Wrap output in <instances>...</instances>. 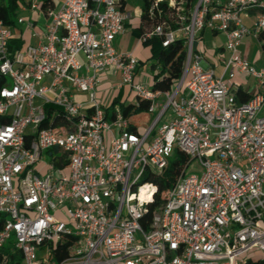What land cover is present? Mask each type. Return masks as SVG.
Returning a JSON list of instances; mask_svg holds the SVG:
<instances>
[{
    "label": "built area",
    "instance_id": "2783aa9c",
    "mask_svg": "<svg viewBox=\"0 0 264 264\" xmlns=\"http://www.w3.org/2000/svg\"><path fill=\"white\" fill-rule=\"evenodd\" d=\"M144 1L138 41L185 46L170 92L137 81L138 59L116 50L130 19L121 0L51 2L43 39L15 53L0 20V264H245L264 253V67L239 50L264 35V0ZM18 5L40 11L38 0ZM203 30L225 39L220 74L196 46ZM110 68L134 104L148 103V127L132 131L119 108L106 118L96 88ZM236 73L256 88L245 102ZM175 150L187 163L151 209L147 180Z\"/></svg>",
    "mask_w": 264,
    "mask_h": 264
},
{
    "label": "crops",
    "instance_id": "0c3cea01",
    "mask_svg": "<svg viewBox=\"0 0 264 264\" xmlns=\"http://www.w3.org/2000/svg\"><path fill=\"white\" fill-rule=\"evenodd\" d=\"M50 2L53 1L50 0ZM141 8L142 6L133 7L132 12L130 13L126 10L125 5V11L130 14V19L125 25L124 33L117 37L115 43L117 40L119 41V39H126L128 41V46L124 53H131L139 61L136 79L137 81H140L151 87V78L149 84H147L146 81L143 80L144 77L141 74V71L144 67H148L152 71L151 66L154 63V61L151 60L149 48L138 41L140 35L138 27ZM24 13H28L26 16L28 19L23 18L24 23L19 24V26L23 25L24 28L21 29L19 26L17 27L18 24L16 21L15 26L13 28L10 27L13 33L12 40L20 39L22 42L21 49L15 52L24 51L28 46H34L38 44L43 39L42 30L48 21L42 9H40L39 12H36V14L31 12ZM241 20L245 26L252 28L255 24V13L248 12L246 16L241 17ZM28 23H31L32 26L29 27L27 25ZM203 39L206 40L205 45L201 42ZM224 43L225 39L221 34L214 33L209 30H203L197 34L196 46L203 53L205 59L204 64L213 68L216 74H220L223 69L220 63V58L222 60V58L226 57ZM115 48L118 51L116 45ZM239 50L241 54L247 59V61L254 67L258 66L260 63H264V35H261L258 39L252 36L244 37L241 40ZM118 52L120 53V51ZM238 76L242 77V75L239 74ZM239 80L240 79L236 80L234 76L233 82L239 90L243 91L244 93H248L249 96L256 92V88L252 79L250 80L249 78H246V82L244 84L240 83L241 80ZM119 83L120 75L113 68H110L101 74L100 82L96 88V100L100 102L103 111H106L114 101H118V104H134L135 98L130 92V89L125 86L119 88ZM79 95L84 96L85 99L76 101V97ZM74 99L76 102L82 104L87 102V96L82 93H75ZM115 108H118V106H115Z\"/></svg>",
    "mask_w": 264,
    "mask_h": 264
},
{
    "label": "trees",
    "instance_id": "16d2710c",
    "mask_svg": "<svg viewBox=\"0 0 264 264\" xmlns=\"http://www.w3.org/2000/svg\"><path fill=\"white\" fill-rule=\"evenodd\" d=\"M22 1L23 0H0V20L5 26L12 28L15 26V10L18 7V4ZM121 3L122 7L125 6L126 0H121ZM143 3L138 27L139 31H141V26L146 22V20H148L144 0ZM38 4L39 8L42 9L45 14L47 13V9H51L53 6L50 0H38ZM11 40L8 44L9 51L11 53L19 51L22 47L21 40ZM144 45L149 48L151 60L154 61L151 69L155 70L158 68V72L154 73L151 78L152 91H172L176 87L183 72V64L185 60L184 43L182 41H177L167 48H162L160 41L154 39ZM237 96L241 102H245L250 98L248 93H244L241 90L238 91ZM118 103V101H114L111 106L107 108L105 111L106 118H111L114 113L115 106H118L123 118L127 120H130L131 117L139 116L145 113L148 107V103L145 101H139L138 105L132 103L127 105ZM52 111L55 112L57 109H53V107L46 108L47 114H50ZM135 129L136 126L131 125V130L134 131ZM47 154L50 156L49 153ZM187 160V157L183 153L175 150L165 170L160 175L147 180V182H150L157 187V192L153 199L154 203L150 206L151 209L163 203L162 195H164L173 186L181 172V169L187 163ZM60 163L61 162H58L57 164L61 168L63 165ZM245 264H264V260H248Z\"/></svg>",
    "mask_w": 264,
    "mask_h": 264
},
{
    "label": "rangeland",
    "instance_id": "374dc122",
    "mask_svg": "<svg viewBox=\"0 0 264 264\" xmlns=\"http://www.w3.org/2000/svg\"><path fill=\"white\" fill-rule=\"evenodd\" d=\"M54 5L60 7L61 4L63 3L64 0H52ZM143 0H126V10L128 12H132V8L133 7H138V6H143ZM36 14V12H34ZM28 15V13H24L21 11V7L18 5V7L15 10V15H14V20L16 21L17 18H24V19H28L26 16ZM19 26V24L17 25V27ZM21 29H23V25L19 26ZM206 40L203 39L201 42L205 45ZM118 51H120V53H124L125 49L128 46V41L126 39H119V41L117 40L115 43ZM261 67H264V63H260L258 66H256V69H259ZM141 74L143 75L144 79L146 81L147 84H149L150 82V78H152L153 76V72L147 67H144L141 71ZM235 79L238 80L240 79L241 82L240 83H245L246 82V78L245 76H238V74H235ZM239 80V81H240ZM251 80V79H250ZM85 99L84 96H77L76 97V101H80ZM153 121V116L152 115H144L141 114L139 116H134L130 118V122L132 125L136 126L137 128L140 129H144L146 127H148V125H150ZM161 124V123H160ZM44 158H46V160H49V156L47 153H45ZM243 260L245 261H257V260H264V253H260L257 250H252L249 253L245 254L240 261V263L243 262Z\"/></svg>",
    "mask_w": 264,
    "mask_h": 264
}]
</instances>
